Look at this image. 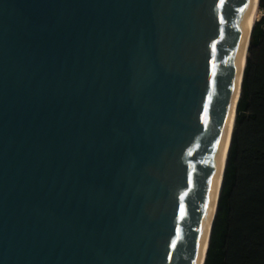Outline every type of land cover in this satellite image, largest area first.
Returning a JSON list of instances; mask_svg holds the SVG:
<instances>
[{
  "label": "water",
  "instance_id": "1",
  "mask_svg": "<svg viewBox=\"0 0 264 264\" xmlns=\"http://www.w3.org/2000/svg\"><path fill=\"white\" fill-rule=\"evenodd\" d=\"M251 1L0 0V264L199 263Z\"/></svg>",
  "mask_w": 264,
  "mask_h": 264
},
{
  "label": "trees",
  "instance_id": "2",
  "mask_svg": "<svg viewBox=\"0 0 264 264\" xmlns=\"http://www.w3.org/2000/svg\"><path fill=\"white\" fill-rule=\"evenodd\" d=\"M257 5L203 264H264V0Z\"/></svg>",
  "mask_w": 264,
  "mask_h": 264
},
{
  "label": "bare ground",
  "instance_id": "3",
  "mask_svg": "<svg viewBox=\"0 0 264 264\" xmlns=\"http://www.w3.org/2000/svg\"><path fill=\"white\" fill-rule=\"evenodd\" d=\"M257 15H258L257 0H252L251 1V5H250L249 14H248V17H247L246 49H247V47L249 45L251 28L253 26V22L256 20ZM245 52H246V50H245ZM245 52L242 55V62L240 64L239 78H238V82H237L236 101H235V104H234V107H233V112H232V116H231V119H230V123H229L228 131H227L226 139H225V142H224L223 151H222L221 156H220V166H219V170H218V180H217V183H216L215 196H214V199H213V202H212V208H211V212H210V219H209L210 221L208 223V227H207V230H206V233H205V236H204L202 249H201V255H200V261H199L198 264H202V261L205 258V253H206L205 250L207 249V245H208L209 234H210L209 228H210L211 220H212L213 214H214V206L216 208L215 201L217 203V200H218L217 194H219V191H220L221 178H222V176H221L222 175V168H223V165H224V162H225V159H226L228 146H229L230 140H231L232 129H233V125H234L233 121L235 120L236 106H237V102H238V96H239V93H240V82H241V76H242V69L244 67L243 64L245 63V55H246ZM226 146H227V148H226Z\"/></svg>",
  "mask_w": 264,
  "mask_h": 264
},
{
  "label": "rangeland",
  "instance_id": "4",
  "mask_svg": "<svg viewBox=\"0 0 264 264\" xmlns=\"http://www.w3.org/2000/svg\"><path fill=\"white\" fill-rule=\"evenodd\" d=\"M257 6H258V5H257ZM261 14H262V10H260L259 7H258V15H259V16L257 15L256 20L261 16ZM256 20H255V21H256Z\"/></svg>",
  "mask_w": 264,
  "mask_h": 264
}]
</instances>
